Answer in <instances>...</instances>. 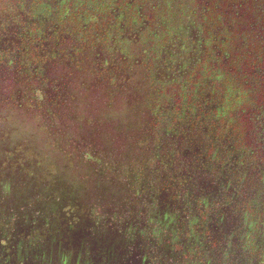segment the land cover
<instances>
[{
	"label": "trees",
	"instance_id": "obj_1",
	"mask_svg": "<svg viewBox=\"0 0 264 264\" xmlns=\"http://www.w3.org/2000/svg\"><path fill=\"white\" fill-rule=\"evenodd\" d=\"M78 1L72 8L67 7V11L59 14L57 19L56 16L49 19V24H57L54 33L64 36L66 41L64 45H59L56 49L52 47V44L36 45V42L41 39L40 26H45L43 23L48 18L43 17L44 21L40 25L31 23L28 15L20 12L25 11L24 6L27 5L28 0H0V80L3 81L10 95L8 101L12 103V128L7 131L0 122V132L5 130V133L19 139L18 144L12 145V164H15V167L16 164L22 167L28 166L32 174L43 179L42 185H50L47 186V189L53 200L54 212L58 213L61 222L67 223V227L72 228V234L70 228H66L63 229V236L53 235L50 237V234H43L39 230H34L31 233L23 224L19 227L22 220L25 224L32 222L29 213H26L23 208L26 200H30V203L38 211L44 209V202L41 198L45 188L40 187L39 190H36V197L32 188L27 189V185L24 184L25 189L16 191L12 196L14 202L12 204V264H102L101 262L106 260L102 255L111 250L120 251L119 254L123 251L127 258L129 254H132L133 247L130 246V242L132 243L135 238L134 233L143 238V242H149V236L154 233L152 231L165 226L169 227L171 221H173L174 228H171L170 234H175L176 230V233L181 235L183 223L174 222L175 211L170 214L171 218L166 225L160 215L151 217L156 211H149L157 210L159 206L164 205L161 203L165 201H173L176 198L181 199V197L186 199L187 194L192 190L185 186L192 180L191 159H196V163L200 165L198 169L193 168L196 169L195 176H198L202 170H207V166L211 168L213 164L216 166L225 165L231 159V157L213 156V159L209 160L207 156L205 157L204 152L197 153L195 156L196 146L193 157L188 153L185 155L187 149L191 150L189 147L184 148L187 147L186 140H182V142L184 141L182 146H185L180 145L181 150L175 151L172 133L175 127L181 128V125L175 118H172L173 114H170L169 118L158 114L153 102L165 99L162 97L164 95L169 98L174 96L172 90L178 84L167 80L165 74L161 75L162 80L157 81L158 84L156 83L155 88L153 87L154 79L150 77V84H147V87H150L147 92L144 89L146 86L143 84L139 86L136 83L141 79L138 70L141 72L154 69V66L160 62V59L156 58H161L160 51L171 35L161 36V39L153 45H147L146 39L150 36L146 35V29L139 30L141 34L138 41L135 40V37H130L129 31H136V28L141 27L139 21L138 27H134L133 21L129 18L124 20V23L126 26H133L131 30H125L120 26L122 21L120 15H123L120 10L124 9L123 7L126 5L129 6L131 0H121L119 3L116 0H109L107 5L103 2L104 0ZM183 1L191 5L190 1L195 2V0ZM220 2V6L229 12V14H221L223 21L242 25V28L234 30L235 38H237L235 47L243 55L242 64L246 63L241 69L248 70L251 63L257 64L256 68L260 73L257 72L256 75L257 77L262 76L263 80L261 79L257 83L256 93L258 97L264 96V51L260 45V42L264 41L262 30L264 29V7L256 5V3L253 4L250 0H221ZM234 2L239 5L238 8L230 6ZM139 3V0H134L130 8H136ZM117 5L120 9L116 12L119 14L116 17L115 14L110 13V9ZM75 8L77 11L74 10ZM141 15L144 17L140 21L147 19L146 15ZM12 20H15L13 22L20 26V31L22 30L18 37L19 42L14 45L13 49ZM104 21H107V25L102 24ZM152 28L153 26L150 28V32ZM58 38L56 37V39ZM153 50H156L155 61L151 59ZM145 53H149V55L146 56ZM119 55H123L125 65L131 66V70L128 72H126L125 66L118 67ZM107 58H110V61H107ZM209 66L213 68L211 63ZM158 69L160 68L158 67ZM132 71H135L134 74H131ZM223 71L225 72V86H229V90H233L237 74L235 72L233 74L231 65L226 66V70ZM165 72L167 71L165 70ZM231 72L232 74H228ZM245 77H241V90L245 92L244 97L253 87L252 79L246 75ZM151 90H156L157 93L151 94ZM167 90L170 93L166 92ZM180 93V96H177V99L179 98L178 105H180L177 114L185 118V121L181 123L184 124L187 121L190 113L191 115L198 114V119L202 118V114H204L205 121L209 122V118L214 113L205 111L204 105H193V108L190 109L191 105H184L185 90L181 89ZM142 98H144V104ZM149 98L152 105H145ZM126 110L129 111L125 112ZM188 110L190 112H187ZM219 113L223 116L222 122L214 124L215 129H210V133L214 135L210 148L212 154L224 141L230 145L231 149L235 150L234 154L242 149L245 152L249 149H260L256 144H260L261 136L264 133V108L262 106L253 110L250 105H224V109ZM130 119H141L140 133L132 131L127 135L129 130L124 129L122 122ZM124 138L138 141V146L147 152V156L143 157L144 161L135 163L131 167L127 161L121 166L123 175L121 177L126 180L125 183H129V194L136 198L137 204L133 207H127V205L125 208L117 207L110 213L105 212L103 207L99 209L101 212L96 211L90 205L87 209H91L90 216L92 218L90 219L93 221L94 230H100L96 228L97 226H104V231H107L94 234L92 237L94 239L89 241L81 240L82 232L79 220L82 212L79 215L72 212V205L76 201L75 197H72V189L66 181L70 178L61 173L58 174L60 177L56 175L43 177L36 170H32L33 166L29 164L36 162L33 156L36 155V149L39 152L47 153L49 158L51 157L50 153H58L60 160L69 162L72 166L71 169L79 172V183L85 187L91 182L90 174L86 171L87 166L91 165L92 169H97L96 171L100 172V170L103 171V165H107L111 168V172L114 171L116 161L111 156L112 153L108 154L107 148L103 144L110 140L115 150V148L121 147ZM27 140L32 142L33 147L27 144ZM30 148H34V151ZM154 148L162 152L161 156L156 152L157 158L165 155L164 158L167 160H163L164 164L157 165ZM198 150L202 151L201 147H198ZM260 156L263 154L261 153ZM219 159L224 161H217ZM251 159L262 160L258 156L251 157ZM215 160L217 163H212ZM174 161L181 166L176 173L170 169L174 166ZM230 163L232 164V162ZM37 164L40 165L39 162ZM147 171L150 172L149 180L147 179L149 185H146L147 182L143 183L147 178ZM210 172L212 171L210 170ZM16 174H12V189L15 186L21 188L19 185H22L15 177ZM152 174L155 175V178L154 176L151 178ZM169 175L173 180L175 178L172 176H178L175 179L180 187L177 192H182L184 195L167 196L169 192L167 176ZM39 182L41 184V181ZM82 184L80 185L82 186ZM84 187L82 186L80 190L81 194H85L86 187ZM26 190L33 192L35 198ZM149 199H152L153 202ZM156 199L160 203H157ZM201 201L203 200L199 202ZM181 202L184 205L185 216L189 217L193 214L192 216L195 218L193 205L186 200ZM58 206L60 210L56 209ZM18 209L21 210L18 212ZM197 209L202 215L201 221H204L208 218V211L212 210L213 206L199 203ZM258 210L253 201H242L236 202L230 207V210L223 211L222 216H229L228 214L239 216V221H234L236 225L231 223L233 229L236 228L238 233L242 232V228H238V225L242 224L244 227H249L245 236L256 238L259 232L263 235L261 239L264 240V227L262 228L264 224L260 220L262 217L259 216ZM74 218L75 220H72ZM69 220L73 222L69 223ZM184 220L185 218L182 221ZM48 222L51 223V220ZM206 228L208 229V227ZM260 228L262 231H259ZM112 229L116 230L117 234H111L113 233ZM230 231L234 235L236 234L234 230L230 229ZM37 232L40 237L35 238ZM86 234L89 235L88 230ZM213 234L215 235L214 232ZM9 239L8 236L3 235L4 245ZM230 239L231 237H229ZM222 240L224 241L223 238ZM229 240L227 244L230 243ZM48 243L50 246L43 248ZM174 243L175 248L183 250L185 257H194L199 249L198 246L184 248L182 243ZM50 249L53 254L50 253ZM115 254L117 256V253ZM224 255H227L226 252ZM115 257L108 264H115L113 263V260H116ZM90 260L91 262H89Z\"/></svg>",
	"mask_w": 264,
	"mask_h": 264
},
{
	"label": "flooded vegetation",
	"instance_id": "obj_2",
	"mask_svg": "<svg viewBox=\"0 0 264 264\" xmlns=\"http://www.w3.org/2000/svg\"><path fill=\"white\" fill-rule=\"evenodd\" d=\"M108 1L104 0L103 2L107 5ZM116 1L119 3L121 0ZM220 1L197 0V4L193 2L191 6L196 11L198 19L182 24L184 26L178 28L161 49V58L157 59H160L163 70L159 64L158 67L160 69L157 68V73H152L154 69L143 70L141 72L138 70L141 79L139 82L136 81V83L139 86H142V84L146 86L144 89L147 92L150 87H147V84H150L149 78L152 77L154 79L153 87L155 88L158 84L157 81L162 80L161 75L165 74L166 79L173 84L186 85L189 81L196 83L195 86H192L193 88L191 90L185 89L184 105H191L189 106L190 109L193 108V105H204L205 111H210L212 114H215L222 111L224 105H250L253 110L259 109L261 106L264 108V96L261 95L258 97L256 93L257 83L260 82L259 80H263L262 76L257 77L256 75L259 72L256 68L257 64L251 63L247 68L248 70H242L241 68L246 63L242 64L243 55L235 47L237 38H235L236 33L234 32L236 29L242 28V25L240 23L235 25L234 23H230V21H223L221 14H229V12L220 6ZM77 2L79 1L28 0L27 5L24 6L25 11L20 12L26 13L31 23L40 25L44 21L43 17L46 16L48 18L45 21L46 23H43L45 26H40L41 39L36 42L37 46L52 44V47L56 48L66 43L64 36H58L54 33L57 24H49V19H53L54 16L57 19L59 14L67 11V7L72 8ZM133 3L134 0H131L130 5L132 6ZM130 5H126L123 7L124 9L120 10L123 14L120 15L122 19L120 26L129 31L133 26L138 27V23L141 22L139 23L141 24L140 28H136V31H129L131 34L130 37H135V40L138 41L141 34L139 30H145L148 22L146 19L140 21L144 16L141 15L142 12L138 9V5L132 9ZM230 6L234 8L239 7L236 2ZM119 9L120 7L117 5L115 8L110 9V13L115 14L117 17L119 14L116 12ZM232 11H234L233 8ZM127 18L133 21L132 27L126 26L124 23V20ZM203 20H211L212 22L209 27H206L200 23ZM13 21L15 20H12V49L19 42L18 37H20L19 35L22 31H20V26ZM54 27L55 29H53ZM56 37H59L58 39L60 40L56 39ZM174 38H178L179 40L177 48L170 47ZM60 47L63 48L64 46ZM118 59V67L125 66L127 68L126 72L131 70V66L123 63L125 61L123 55H119ZM107 61H110V58H107ZM210 63L213 65V68L209 66ZM228 65H231L233 74L234 72L237 74V77L234 79L235 87L233 90H229V86H225L224 83L225 72L223 70H226V66ZM134 72L132 71L131 74H134ZM208 72L212 74V77L208 76ZM232 72L228 74H232ZM244 74L248 78H251L253 83V87H251L245 97V92L241 90V77H245ZM153 93H157V91L151 90V94ZM158 98L161 97L159 96ZM8 99H10V95L3 81L0 80V122H2L1 125L7 131L12 128V103ZM142 100L144 104V98ZM159 102H153V105H157ZM145 105H152L150 98ZM187 112H190V110ZM202 115L203 117L198 119V114L191 115L190 113L187 121L184 124H179L181 128L178 126L174 128L172 140L175 151H180V145L182 146L184 144L182 140H186L187 147H184L185 145L182 147H189L191 150L188 151L187 149L184 153L185 155L188 153L193 157L194 151H196L194 147L196 146L197 151L195 156L197 153L204 152L205 157L207 156L209 160L213 159V156L220 158L231 157L229 161L232 164L227 161L225 165L221 164L216 166L213 164L215 167L212 165L211 168L204 166L208 169L202 170L198 176H195L194 172L200 168V165L196 163V159H191L192 169L190 171L192 172V180L186 183L185 186L192 188V190L189 191L186 199L182 197L181 199L173 198V201L161 203L164 205L159 206L157 210L152 209L149 211H156L157 213L155 212L151 217L157 214L160 215V218L165 220L164 225L170 220L172 211H175L174 222L179 223L180 221L183 223L182 234H177L176 230L175 234H170L173 221H171L172 223H170L169 227L165 226L162 229L152 231L154 233L149 236V242H143V238L134 233L135 238L132 243L130 242L133 250H131L132 254H129V257L126 258V254L123 251L120 254V251H106L103 255L101 254L107 260L101 262L102 264L111 263L110 260L114 259L113 257L116 256L115 253H117L116 260H113L115 264H218L221 261H224L226 264H264V240L261 239L263 235L258 232V236H255L256 238L245 236L249 227H244L242 224L238 225L239 229L242 228V232L238 233L237 229H233L231 226L236 225L235 222L239 221V216L237 217L235 214L222 216L223 211L230 210V207L236 202L253 201L259 209V216L262 217L260 220L264 224V199L262 203L255 202V195L249 191L256 186L259 189L258 191L262 192L264 198V133L261 136L260 144H256L260 149H249L246 152L242 149L244 151H237L234 154L233 151L235 150L233 148L231 149L230 145L224 141L216 149L214 154H212L210 148L212 147L211 140H214V135L210 133V129L215 128L210 126L211 119L207 122L205 121L204 114ZM5 130L4 132H0V264H12V135L5 133ZM198 147H201L202 151H199ZM261 153L263 156H260ZM254 156L261 157L262 160H252L251 157L253 158ZM217 161L224 160L219 159ZM217 161L215 160L212 163H217ZM173 164L174 166L170 169L176 173L180 170L181 166L177 165L176 161ZM208 172L210 173L209 175ZM172 178L177 179L178 176L175 175ZM167 179V190L170 192L169 194L167 191V194L170 197L171 195H184L182 192H177L180 187L175 179H171L170 175L167 176ZM205 183L206 185H204ZM158 199H156V202L160 203L161 200L159 199V202ZM182 200H186L193 205V211L196 214V216L194 215L195 218L192 216L193 214L191 216L189 215V217L187 215V217L185 216ZM200 200L203 201L199 202ZM149 201L153 202L152 199H149ZM199 203L213 206V209L208 211V218L204 221H201L202 215L199 209H197ZM260 213L262 214L260 215ZM183 218H185L184 221H182ZM232 222L233 224L231 225ZM256 224L258 223L256 222ZM262 228L259 231H262ZM230 229L234 230L236 234L234 235ZM211 230L213 231L211 232ZM3 235L10 238L6 240V245H4ZM229 237H231L230 240ZM228 240L230 242L229 244H227ZM174 242L182 243L184 248L198 246L199 249L194 257H185L183 250L175 248ZM217 243L219 244L217 245ZM222 243L224 245L223 247ZM142 244L144 245L143 247ZM224 252H226V256Z\"/></svg>",
	"mask_w": 264,
	"mask_h": 264
},
{
	"label": "rangeland",
	"instance_id": "obj_3",
	"mask_svg": "<svg viewBox=\"0 0 264 264\" xmlns=\"http://www.w3.org/2000/svg\"><path fill=\"white\" fill-rule=\"evenodd\" d=\"M139 1L140 3L137 4L138 9L140 10V12H142V14L147 16L146 20L148 22V25L146 26L145 29H146V35L148 37L150 36V38L146 39L148 43L147 45H153L157 43L161 39V36L165 34L173 36L175 31L178 28L184 26L182 24H185L188 21L192 22L198 19V17L196 16V11L192 9L191 4L183 0H139ZM250 1H252L253 4L256 3V5L259 4L260 7L262 8L264 7L263 6L264 0H250ZM190 2H192L193 4V1H190ZM74 10L77 11L76 8ZM211 22H212L211 20L210 21L203 20L200 23H202L206 27H209ZM102 24L107 25V21H104ZM152 26L153 28L151 29V32H150V28ZM262 30L264 32V29ZM172 36H170L169 38H171ZM178 43H179L178 38H174L172 43L170 44V47L177 48ZM260 45L264 51V41H261ZM154 54H156V50H153L152 52L151 59H153V61L157 59V58L155 59ZM145 55L148 56L149 53H145ZM158 64L160 68L163 70L161 66V62H159ZM158 64L154 66V70L152 73H157ZM211 75L212 74L208 72V76L212 77ZM195 85H196L195 82L189 81V83L186 85L183 84V85L175 86L172 90V93L174 94V96L170 98L167 95L162 96V97H165V99L161 100L157 105H155V111L161 116H165L167 118L170 117V114H173L172 118H175L177 122L182 124L181 122H184L185 118L177 114L178 107L180 106L178 105L179 98L177 99V96H180L181 89L191 90L193 88L192 86H195ZM166 92L170 93L169 90H167ZM128 111L129 110H126L125 112H128ZM222 117H223L222 114H220L219 112L215 113L213 116L209 118V120L213 119V121H210L211 122L210 126L214 127V124L215 125L217 123L220 124V122H222ZM21 122H24V121H21ZM140 125H142L141 119H130V120L122 122V126L124 127V129L129 130L127 131V135H129L132 131L134 133H137L139 131L140 133ZM21 141L24 143L23 139H21ZM18 142H20L19 139L12 136V145L18 144ZM122 143L123 144L120 145L121 146L120 148H115L116 151L113 149L114 146L112 144V141L107 140L106 143L103 144V146L104 145L106 146L108 154L112 153L111 156H113L114 160L116 161V163L114 164L115 169L114 171L112 170L113 172H111V168L107 165H103V171L100 170V172L96 171L97 169H92L93 166L91 165L86 167V171H88L90 174L89 177L91 178V182L89 183V185H85L86 187L85 194L80 193V190L82 189V186L84 187V185L82 183H79L80 182L78 180V178L80 177L79 172L73 171L71 169L72 166L69 162L66 163L60 160L58 153L51 154L49 152L50 153L49 156H51L49 158L47 153L39 152L36 149V155H33L36 159V162L35 163L32 162L29 164L33 166L32 170H36V172L40 173L41 176L43 177L47 175L59 176L61 173L63 176H67L68 178H70L66 181L69 183L70 188L72 189L71 192H73L72 197L73 198L75 197V201H76L75 204L72 205L73 207L72 212L75 215H79V213L81 212L84 214L82 216V213H81V219L79 220L80 221L79 225H81L80 229L82 232L81 233L82 236L80 235L81 240L89 241L91 239H94L92 238L94 234L96 235L102 232L105 233L107 231V230L104 231V228H105L104 226H101V227L97 226L96 228L100 230H96V231L94 230L93 221H91L90 219L92 218L90 216L91 209L90 210H88L89 208L87 209V207H89L90 205H91L90 207H92V209H95L96 211L101 212V210L99 209L103 207L105 212L110 213L117 207L125 208L126 205L127 207H133L134 205L137 204L136 198H134L132 195L129 194V191H128L129 183H125L126 180L122 179L121 177L123 176L121 172L122 170L121 166L123 163L127 161H128V164H130V167L134 165L135 163L144 161L145 159H143V157L147 156V152L144 148L138 146V141L124 138ZM27 144H30V146L33 147L31 141L27 140ZM31 150L34 151V148ZM117 151H120V152H117ZM153 152H154L155 160L157 158L155 156L156 152L159 153V156H161V153H162L161 150L159 149L157 150L155 148ZM164 157L165 155H163V157L157 158V165L164 164L163 163L164 162L163 160H165ZM38 162L40 163V165L37 164ZM17 166L18 164H16V167H15V164H12V174L17 173L15 177L17 178L18 182H21L22 185H19V187L21 188H18V186L13 187L12 196L14 195L16 191L24 190L25 189L23 187L24 184L27 185V189L29 187L32 188L36 197H37L36 190H39L40 187L45 188V192H43V195L41 198V200H43L42 202H44L43 204L44 209L39 210L41 211L39 212L37 209H35L34 205L30 203V200H26L25 207L23 208H24V211H26V213H29V216L31 217L29 218L32 220V222L30 223L27 222V224H25L23 223V220H22L23 218H22L21 224L18 220V223L20 224L19 227L23 224L31 233L34 230H39L43 234H46V235L50 234V237H52L53 235L63 236V229L64 230L66 228L69 229L70 227H67L68 226L67 223H63L60 221V217L58 213L54 212V209L52 208L54 207L53 200L47 189V186H50V185H46V184L42 185L43 179L39 178L37 175L35 176V174H32L28 166L26 167H22V166L17 167ZM146 174H147V178H145L143 183L147 182L146 185H149L147 179L149 178L150 172L147 171ZM153 176L155 178V175L153 174L151 175V178ZM26 180L28 183L26 182ZM39 181H41V184ZM80 184H82V186ZM204 185H206V183ZM258 190L259 189L256 186H254L249 191L255 195V200H254L255 202L262 203L264 199L263 194L261 191H258ZM26 192L30 193L31 196L35 198V195L33 192L31 193L29 190H26ZM168 202L165 201V203H168ZM13 203L14 202L12 201V204ZM66 208H68L67 205H66ZM222 208H225V207H222ZM56 209L60 210V207L58 206L56 207ZM20 210L21 209H18V212ZM75 218L72 220H75ZM48 220H51V223H49ZM16 221H17V218H16ZM72 222L73 221L69 220V223H72ZM71 230L72 228H70V232ZM87 230L89 232V235L86 234ZM112 231L113 233L111 234H117L116 230L112 229ZM38 237H40V234L37 232L35 234V238H38ZM47 246L49 247L50 243L46 244L43 248H46ZM50 253L53 254V251L51 249H50ZM52 264H57V263H52ZM218 264H226V263L224 261H221Z\"/></svg>",
	"mask_w": 264,
	"mask_h": 264
}]
</instances>
